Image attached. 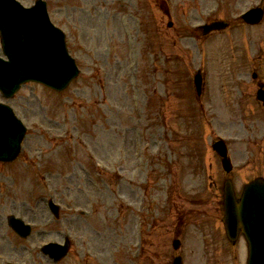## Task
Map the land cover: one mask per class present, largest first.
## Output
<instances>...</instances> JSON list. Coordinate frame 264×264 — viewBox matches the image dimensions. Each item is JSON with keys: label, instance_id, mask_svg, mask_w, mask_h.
Returning <instances> with one entry per match:
<instances>
[{"label": "rangeland", "instance_id": "1", "mask_svg": "<svg viewBox=\"0 0 264 264\" xmlns=\"http://www.w3.org/2000/svg\"><path fill=\"white\" fill-rule=\"evenodd\" d=\"M48 1L81 71L62 92L27 83L10 100L30 129L19 157L0 163V263L169 264L161 250L170 251L173 235L161 224L169 223L172 197L203 201L206 231L217 232L220 222L212 220L220 217L227 176L211 146L218 135L227 138L236 196L249 178L264 176V109L251 81L252 72L264 79V17L249 25L233 16L260 0H237L230 10L211 0ZM214 18L229 27L192 31ZM198 68L203 95L194 103ZM50 192L62 204L59 219L41 197ZM142 193L148 212L135 256L133 214ZM11 213L34 224L31 235L21 238L7 225ZM198 228L185 230L179 252L200 249L201 264H242L225 240L194 236ZM65 234L73 243L63 260L37 249ZM243 244L233 247L242 260Z\"/></svg>", "mask_w": 264, "mask_h": 264}, {"label": "water", "instance_id": "2", "mask_svg": "<svg viewBox=\"0 0 264 264\" xmlns=\"http://www.w3.org/2000/svg\"><path fill=\"white\" fill-rule=\"evenodd\" d=\"M4 6L12 9L6 15ZM18 6L13 0H0V38L3 52L8 57V60L0 58V88L9 94L21 82L33 78L54 87L62 86L75 75V67L66 53L61 32L46 21L41 3L31 9H22L26 11L24 15ZM195 82L199 87L198 74ZM260 97L264 98V94L261 93ZM16 126L9 109L0 105V141L6 140L9 144L0 148L1 158L15 154L17 142H14L16 137L12 136ZM215 148L225 156V146L221 141L215 144ZM227 161L223 160L224 167L229 169ZM224 199V222L229 235L234 236L237 227L241 226L251 244L250 264H264V182L257 179L247 184L243 198L238 203L231 185L226 182ZM17 222L11 220L10 225L25 235L28 228H25L27 231H21Z\"/></svg>", "mask_w": 264, "mask_h": 264}]
</instances>
